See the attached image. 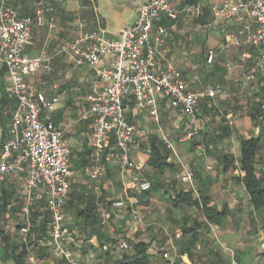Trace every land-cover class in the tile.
<instances>
[{"label": "crops", "instance_id": "obj_1", "mask_svg": "<svg viewBox=\"0 0 264 264\" xmlns=\"http://www.w3.org/2000/svg\"><path fill=\"white\" fill-rule=\"evenodd\" d=\"M146 1L117 5L116 0H96L93 10L87 0H0V9L8 5L22 16H34L39 9L45 10L42 21L33 26L26 53L30 58H38L47 52L53 58L51 72L30 76L27 82L35 95L43 94L50 101L60 98L61 103L53 112L45 113L44 118L63 131L65 142L72 153L78 154L81 166L89 163L92 154L88 123L81 117L90 107L91 82L97 77L87 67L68 62L59 55V50L89 31L101 30L108 40L118 41L122 31L134 24L139 6ZM228 1L246 0H174L172 8L177 19L164 16L157 24L169 34L161 59L163 68L172 64L190 91L207 93L218 88L223 93L200 101L195 124L165 99L159 100L160 124L148 114L137 119L132 118L131 112L128 114L130 122L140 127L145 121L158 128L157 134L150 132L131 151L139 172L145 177L152 173L150 137L157 135L162 140L166 133L174 147L172 152L165 144L171 151L167 162L173 170L165 172L162 178L166 187L162 193L137 195L135 186L123 179L115 166H109L105 177L98 182L89 179V186L80 184L74 175L65 211L71 234L77 241H83V247L77 249L81 264H92L91 255L104 257L103 264H113L124 251L120 247L122 241L129 246L130 242L149 244L153 264H264V209L254 210L243 183L245 173L239 165L241 142L260 134L263 141L257 166L264 163V70L259 63V48L247 41L244 27L248 19L216 17L213 6ZM197 4L203 12L199 19L186 14L188 7ZM210 51L214 52L212 63L208 62ZM6 89L7 78L0 71V153L16 108ZM163 126L172 131L174 139L164 132ZM200 145L205 146V155L200 154ZM19 152L15 150L14 156ZM224 156L233 159L235 169L225 170ZM186 172L193 173L194 187L182 181ZM256 175L264 180V173L257 171ZM26 178L25 168L17 178L0 176V264H67L50 252V230L43 207L32 208L28 218L22 214L19 190ZM74 189L79 196L86 190L99 191L98 198L92 193L88 199L99 206L97 214H103L113 201L124 199L126 191L132 199L144 201V208L138 209L139 220H134L129 207L114 210L110 207V228L114 232L109 228L104 230L111 233L117 245L109 253L103 251L95 237H88L95 226L69 218L68 206L75 205ZM179 193L191 194L201 207L204 201L208 209L215 208L223 216L220 224H209L196 207L185 204L175 207L172 201ZM70 248L76 250V245ZM164 254H168V259L163 258ZM29 258L34 261L30 262Z\"/></svg>", "mask_w": 264, "mask_h": 264}, {"label": "built area", "instance_id": "obj_2", "mask_svg": "<svg viewBox=\"0 0 264 264\" xmlns=\"http://www.w3.org/2000/svg\"><path fill=\"white\" fill-rule=\"evenodd\" d=\"M87 1L95 10L96 0ZM173 2L147 0L142 3L134 24L122 31L118 41L108 40L101 30L89 31L59 50V55L68 62L87 67L97 77L91 82L90 107L81 117L88 123L92 149L84 173L93 182L105 177L109 166H115L121 177L135 186L137 195L148 192L152 184L139 172L131 151L137 147V142L149 136V132L130 122L128 114L131 112L133 119L148 114L160 124L159 100L165 99L195 124L200 101L223 93L218 88L207 93L190 91L172 64L165 68L161 65L169 34L157 24L164 16L177 19ZM213 11L222 20L248 19L244 27L247 41L259 48V63L264 70V0L228 1L215 4ZM44 12L41 8L34 16H22L8 5L0 9V71H4L7 78L9 100L16 102L9 135L0 153V176L17 178L25 168L27 178L19 190L22 214L28 218L32 208L42 206L49 220L48 247L52 256L67 264H81L77 249L83 247V241H77L71 234L65 211L75 175L72 150L64 140L63 131L44 118V114L53 112L61 100L50 101L43 94L35 95L27 82L30 76L51 72L53 58L47 52L38 58H30L26 53L32 41L33 26L42 21ZM202 13L198 4L186 9V14L195 19ZM104 60L107 64H103ZM213 60L214 52L210 51L208 62ZM162 137L174 152L168 136ZM15 150H20L16 156ZM198 150L201 155L206 154L205 146L200 145ZM257 171L264 173V163L257 166ZM182 181L194 187L193 173L186 172ZM140 203V199H132L126 191L124 199L113 201L111 207L112 210L129 207L134 220H139ZM111 214L103 212L102 225L114 232L113 227L110 228ZM70 245H76V250ZM120 247L127 250L129 246L122 241ZM91 258L92 264L104 263L103 258L95 255ZM163 258L168 259V254ZM29 261L34 259L29 258Z\"/></svg>", "mask_w": 264, "mask_h": 264}, {"label": "trees", "instance_id": "obj_3", "mask_svg": "<svg viewBox=\"0 0 264 264\" xmlns=\"http://www.w3.org/2000/svg\"><path fill=\"white\" fill-rule=\"evenodd\" d=\"M263 130L264 129L262 128V132ZM262 141L263 135L261 134L258 137H251L249 140L242 141L241 157L239 159L240 168L245 173L243 183L255 211L264 209V180L258 178L256 175V159L262 148ZM148 146L150 149L149 167L151 168L152 173H148L146 178L151 182L152 187L148 192L141 195L155 196L162 193V191H165L166 189L165 184L162 181L165 172L173 170V167L167 162L171 151L168 150L165 143L157 135L150 137ZM148 146L144 145L143 148L148 149ZM223 160L225 161V170H229L230 168L235 169L233 159L228 156H224ZM73 167L75 169L74 165ZM172 202L175 207L185 204L200 209L201 214L206 218L209 224L218 226L223 219V216L219 214L215 208L208 209L204 201V204L201 207L200 202L195 200L191 194L184 195L179 193L176 195L175 201ZM111 205H108L109 208L105 210L111 212ZM98 209L99 206H97L94 201H90L87 205V209L77 213V220H82L85 224L95 226V228L90 231L88 237H95L103 251L105 253H109V250L112 249L113 245H117V242L115 239L110 237L111 233H109V231L104 230L105 227L102 225V214L96 213ZM46 219L48 220V216H46ZM97 226H99V228ZM79 233L82 234L83 232ZM104 248L107 249L104 250ZM153 258V255L150 253L149 244L144 242H130L128 249L121 252L120 257L116 259L113 264H153Z\"/></svg>", "mask_w": 264, "mask_h": 264}, {"label": "rangeland", "instance_id": "obj_4", "mask_svg": "<svg viewBox=\"0 0 264 264\" xmlns=\"http://www.w3.org/2000/svg\"><path fill=\"white\" fill-rule=\"evenodd\" d=\"M142 125H143V127H146V129L148 130L149 133L151 132V134H154V133L157 134L156 133L158 131L157 126L151 125L150 122H145V121L142 123ZM163 130H164V132L167 131V133H169L171 135V137L174 139L175 135L172 134V131L167 126H163ZM165 135H167V134L165 133ZM143 142H145V141H143ZM139 144H141V143H139ZM81 162L82 161H79L78 154H76V152H73L72 153V163L75 166V169H74L75 175H76L75 177L77 178L78 182H80V184H82L84 186H89L90 185L89 178L85 175V173L83 171L84 166H81ZM78 188L76 187L75 189L77 190ZM76 190L74 191V195L72 196L73 197L72 201L75 203V205L70 204L68 206V211H67L69 214V218L72 219L73 222L77 221V217H78L75 210H82V208L85 207V204L87 205L90 202V200H88V199L92 196V193H93V195H95V198H98V195H99V191L96 192L95 189H93V190L90 189L89 192L86 190L84 195L79 196V194H77ZM78 198H80V199H78ZM142 202H144V201H141L140 206H141V208H144V205H143L144 203H142ZM141 211H143V210H141ZM72 212H75V214H73ZM123 219L124 218H122V220ZM122 220H118V222H121ZM120 226L121 225L119 224V228H120Z\"/></svg>", "mask_w": 264, "mask_h": 264}, {"label": "water", "instance_id": "obj_5", "mask_svg": "<svg viewBox=\"0 0 264 264\" xmlns=\"http://www.w3.org/2000/svg\"><path fill=\"white\" fill-rule=\"evenodd\" d=\"M139 0H116L117 5L131 4Z\"/></svg>", "mask_w": 264, "mask_h": 264}]
</instances>
